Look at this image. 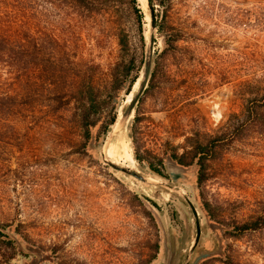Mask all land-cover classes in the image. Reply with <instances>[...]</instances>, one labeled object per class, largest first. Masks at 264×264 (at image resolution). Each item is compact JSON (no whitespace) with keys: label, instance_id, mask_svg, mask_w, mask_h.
<instances>
[{"label":"rangeland","instance_id":"374dc122","mask_svg":"<svg viewBox=\"0 0 264 264\" xmlns=\"http://www.w3.org/2000/svg\"><path fill=\"white\" fill-rule=\"evenodd\" d=\"M139 1L147 46L152 13L157 14L151 74L161 81L150 76L120 125L142 72L121 96L118 122L92 157L57 145L56 136L44 133L18 137L25 141L23 149H5L10 159L0 168V228L12 233L17 249L0 241L1 262L15 250L8 264H166L168 259L183 264L196 237L187 202L109 166L104 152L190 196L202 226L190 264H264V229H231L234 221L264 210V125L248 122L233 142L221 139L201 185L197 163L186 167L171 157L185 150L188 137H214L242 122L246 105L264 95V0H172L165 31L158 4L154 10L147 0ZM101 22V47L85 33L86 54L105 72L118 54V21L105 16ZM176 33L182 39L164 52L166 39ZM206 202L213 214L223 213L227 225L210 216ZM229 227L235 236L228 235Z\"/></svg>","mask_w":264,"mask_h":264},{"label":"trees","instance_id":"16d2710c","mask_svg":"<svg viewBox=\"0 0 264 264\" xmlns=\"http://www.w3.org/2000/svg\"><path fill=\"white\" fill-rule=\"evenodd\" d=\"M147 1L153 8L158 4L161 31H165L172 0ZM105 16L117 18L118 54L103 72L102 64L86 54L85 33L101 47ZM145 17L139 0H0V168L10 159L5 149H23L25 141L18 137L31 134L56 136L57 145L93 156L118 122L121 96L132 90L144 70ZM180 39L178 33L168 36L163 51ZM155 79L158 84L162 78L153 72L152 82ZM261 98L246 105L242 122H232L214 137H188L185 150L171 157L186 167L197 163L198 184H203L208 179L207 163L217 156L221 139L230 137L233 142L248 122L264 125V95ZM136 118L134 122L139 121ZM204 205L218 223L227 225L223 213L215 215L211 203ZM234 223L231 229L241 233L264 229V210ZM230 227L228 235L235 236ZM0 241L17 249L12 233L1 228ZM15 250L0 264H8Z\"/></svg>","mask_w":264,"mask_h":264},{"label":"water","instance_id":"95a60500","mask_svg":"<svg viewBox=\"0 0 264 264\" xmlns=\"http://www.w3.org/2000/svg\"><path fill=\"white\" fill-rule=\"evenodd\" d=\"M155 28H156L155 16L153 14L152 15L151 33H150L149 43H148L147 51H146L145 67H144V71H143V75H142V80L140 82V85H139V88H138L136 94L131 99L130 103L128 104V106L124 110V112H123V114L119 120L120 125H123L129 119V117L133 113V110H134L136 104L139 101V98L143 94V92L146 89L147 84L149 82V79L151 76L152 64H153L154 44H155ZM113 135H114V132L111 133L110 138H112ZM102 157H103V160L109 166H112L114 169L123 171L129 175L134 176L135 178H137L141 181L164 186V187L168 188L169 190H171L172 192H174L175 194H177L178 196H180L181 198H183L187 202V204L189 205L190 209L193 212L195 222H196V237H195L192 245L190 246V248L187 252V255L185 257V260L183 262V264H190L191 257H192V255H193V253H194V251H195V249H196V247L200 241V237L202 234V226H201V220H200L199 212H198L196 205L194 204V202L190 198V196H188L185 192L181 191L176 186H174V185H172L166 181L153 180V179L141 174L140 172H137L136 170H134L132 168L122 166V165H119V164L113 162L112 160L107 158V156L104 152L102 153Z\"/></svg>","mask_w":264,"mask_h":264},{"label":"flooded vegetation","instance_id":"af4514ba","mask_svg":"<svg viewBox=\"0 0 264 264\" xmlns=\"http://www.w3.org/2000/svg\"><path fill=\"white\" fill-rule=\"evenodd\" d=\"M169 260H170V259H168V260H167V263H166V264H168V263H169Z\"/></svg>","mask_w":264,"mask_h":264},{"label":"bare ground","instance_id":"6f19581e","mask_svg":"<svg viewBox=\"0 0 264 264\" xmlns=\"http://www.w3.org/2000/svg\"><path fill=\"white\" fill-rule=\"evenodd\" d=\"M146 1V0H145Z\"/></svg>","mask_w":264,"mask_h":264}]
</instances>
